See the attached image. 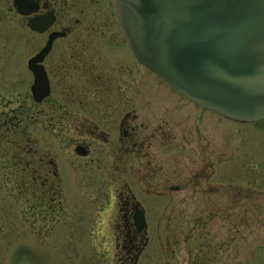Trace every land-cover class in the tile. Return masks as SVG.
Segmentation results:
<instances>
[{"label": "flooded vegetation", "instance_id": "obj_1", "mask_svg": "<svg viewBox=\"0 0 264 264\" xmlns=\"http://www.w3.org/2000/svg\"><path fill=\"white\" fill-rule=\"evenodd\" d=\"M29 20L36 30L27 26ZM111 26L117 28L112 0H0L1 77L11 49L19 55L24 79L32 83L28 60L40 52L51 34H58L36 63L46 77L49 95L35 101L28 86L21 90L27 96L20 99L15 115L9 117L0 108V167L6 169V176L19 179L18 189L33 198L31 208L47 219L65 211L60 198L65 190L67 196L76 192L72 187L77 179L86 191L100 183L108 200L106 215L111 214L114 221L116 264H138L148 245L152 220V208L143 201L158 200L160 212L155 218L169 221L167 197L171 188L179 191V186L168 185L162 160L152 151L153 141L168 136L165 124L136 122L137 64L131 55L125 59L105 47V41H116L112 33L117 32ZM28 121L62 135L67 145L64 158L27 135ZM201 172L195 171L196 177ZM83 188L77 193L85 198L98 189L86 195ZM216 205L213 200L197 204L193 223L210 224ZM229 208L222 209L224 215ZM136 211L145 224L142 232L134 226ZM209 251H198L197 257L209 261Z\"/></svg>", "mask_w": 264, "mask_h": 264}, {"label": "rangeland", "instance_id": "obj_2", "mask_svg": "<svg viewBox=\"0 0 264 264\" xmlns=\"http://www.w3.org/2000/svg\"><path fill=\"white\" fill-rule=\"evenodd\" d=\"M112 34L116 45L104 42L105 47L129 59L121 37ZM18 57L16 50H8V68L0 76V108L9 117L27 96L22 88L30 84ZM134 74L136 122L165 124L168 136L153 141L152 151L162 160L168 185L180 187L167 197L169 221L155 218L158 200L143 201L152 208V220L138 264H264V122H230L190 103L138 65ZM25 131L64 158L67 145L60 133L32 121ZM197 170H202L199 177ZM18 181L0 167V264H116L114 221L106 215L108 200L100 183L86 191L77 179L76 192L67 196L64 189L60 198L65 211L48 220L32 212L33 198L18 189ZM82 188L86 195L98 189L85 198L77 193ZM212 200L217 205L211 223H193L197 204ZM224 208H229L225 215ZM203 250H210L209 261L197 257Z\"/></svg>", "mask_w": 264, "mask_h": 264}, {"label": "water", "instance_id": "obj_3", "mask_svg": "<svg viewBox=\"0 0 264 264\" xmlns=\"http://www.w3.org/2000/svg\"><path fill=\"white\" fill-rule=\"evenodd\" d=\"M114 2L141 64L205 109L238 122L264 119V0ZM37 58L29 68L40 100L48 86ZM135 226L143 228L137 214Z\"/></svg>", "mask_w": 264, "mask_h": 264}]
</instances>
